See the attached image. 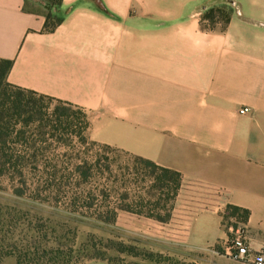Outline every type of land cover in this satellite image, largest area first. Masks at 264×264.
Here are the masks:
<instances>
[{
    "label": "crops",
    "instance_id": "1",
    "mask_svg": "<svg viewBox=\"0 0 264 264\" xmlns=\"http://www.w3.org/2000/svg\"><path fill=\"white\" fill-rule=\"evenodd\" d=\"M223 6L228 23L203 21ZM49 10L62 19L54 30L25 0H0L7 82L81 109L96 144L180 173L170 218L146 223L187 261L252 264L226 247L235 224L251 251L264 250V0H63ZM230 206L248 220L229 225Z\"/></svg>",
    "mask_w": 264,
    "mask_h": 264
},
{
    "label": "rangeland",
    "instance_id": "2",
    "mask_svg": "<svg viewBox=\"0 0 264 264\" xmlns=\"http://www.w3.org/2000/svg\"><path fill=\"white\" fill-rule=\"evenodd\" d=\"M48 6L45 0H25V9L30 12L45 15ZM56 20L52 18L50 26ZM39 105L43 106L46 119L27 127L29 141L27 144L20 141L15 147L26 151V157L41 167L64 166L71 173L80 162L88 161L93 168L90 167L85 184L67 174L68 178L59 177L57 185L43 193L39 192L43 190L40 174H31L27 185L0 177V206L5 210L9 228L5 232L7 242L36 243L44 248L64 246L66 257L60 261L42 252L35 263L29 264H111L110 258H115L116 264H194L186 260L189 256L183 248L164 243L160 238L162 230L148 227L147 217L119 210L129 206L149 212L154 209V202L160 201L155 212L166 215L162 209L169 203L153 188V178L144 176L151 169L133 157L108 150L91 140L83 142L77 134L82 126L78 122V109L66 112L60 109L72 125L70 129L65 125L63 130L54 131L56 124L51 120H55V109L62 106L46 100ZM115 209L118 210L116 221L106 222V213ZM17 221L20 227L16 230ZM110 242L118 244L120 251L109 250ZM129 246L133 255H128L125 249ZM3 264H16V259L8 257Z\"/></svg>",
    "mask_w": 264,
    "mask_h": 264
},
{
    "label": "trees",
    "instance_id": "3",
    "mask_svg": "<svg viewBox=\"0 0 264 264\" xmlns=\"http://www.w3.org/2000/svg\"><path fill=\"white\" fill-rule=\"evenodd\" d=\"M45 1L49 3L51 8L58 7L63 2V0ZM44 17L46 19L45 28L47 30H54L62 22V19L55 16L51 10H49L48 13L44 15ZM230 17L231 12L228 11L226 7H213L206 10L203 16V21H206L210 23L211 26H214V24L217 22H222L224 24L228 23ZM52 18H56L57 20L53 25L50 26V20ZM12 66L13 61L0 59V177H8L13 180L16 179L20 183L27 185L26 181L29 179L31 174H37V176L40 174L42 177V183H39L40 186L43 187V190L39 189L40 193L51 191L53 186L57 185L56 179L58 180L59 177L66 179L68 178L66 177L67 174L74 176L76 180L85 181V184L88 182L90 177V167L93 168V166L88 161L80 162L81 164H78L74 170H71L70 173V168H66L64 166H38L35 164V161H31L26 157V155H28L26 151L15 147V145H17L20 141L25 142L26 144L29 141V137L27 136V127H29L33 122H41L46 119L47 115L43 113V106L39 105V102L46 100L51 103H58L62 106V108L58 107L55 109V120H51L52 123L56 124V126L53 125V130L55 129L54 131L63 130L65 125L69 126V129L71 128L72 122L69 121V118L67 117L68 115L61 113L60 109L65 110L62 112H66L69 109L76 107L69 103L39 95L36 92L8 83L7 76L12 69ZM76 109L79 110L78 122H80V125H82L79 133L77 134L81 137L82 141L86 143L89 141L87 136L89 122L87 120L86 114L81 109ZM93 143L96 144L95 142ZM103 147L108 150H114L107 146ZM33 157L36 159L37 155L34 154ZM135 159L138 162L143 163L147 168L151 169V171L144 176L153 178V188L159 191L162 195L161 197L166 199L167 203H169V205L167 204V206H164L162 209L166 215L162 216V214L155 212V210L160 206V201L154 202V205L149 203V206H154V209L149 210V212L135 210L129 206L120 207L119 210L145 216L150 219H155L159 222H165L171 216L172 205L181 185V174L170 169L162 168L150 161L141 158ZM94 164H97V160L94 162ZM79 187H82V184H80ZM141 206H143V204ZM106 215L108 217L106 222L113 223L117 219L118 210L115 209L113 211H109L106 213ZM248 217L249 212L247 210L230 206L228 207V212L224 216V220L229 221L228 223L231 225L230 220L228 219L234 218L236 221L244 223L248 220ZM19 227V222H15L14 229L17 230ZM233 227L236 228V225L233 224ZM6 229L9 228L5 223V210L0 206V264H3L4 259L8 257H14L16 259V264L35 263L36 258L42 252L52 254L59 261L66 257V254L63 251L64 246L61 244L51 248L37 246L36 243H32L31 245L23 243L19 244L17 240L15 241L16 243L10 244L7 242L5 237ZM108 249H117L120 251L118 244H115L114 242H110ZM125 249L127 250L128 255H133L134 252L130 246ZM110 262L111 264H116L117 260L115 258H110Z\"/></svg>",
    "mask_w": 264,
    "mask_h": 264
},
{
    "label": "built area",
    "instance_id": "4",
    "mask_svg": "<svg viewBox=\"0 0 264 264\" xmlns=\"http://www.w3.org/2000/svg\"><path fill=\"white\" fill-rule=\"evenodd\" d=\"M249 111L248 107H244L239 110V113L246 114ZM226 253L235 261L264 264V250L261 252L251 251L246 244L244 229L240 226L232 228V236L228 240Z\"/></svg>",
    "mask_w": 264,
    "mask_h": 264
}]
</instances>
